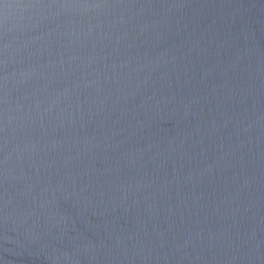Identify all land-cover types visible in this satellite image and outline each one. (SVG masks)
<instances>
[{"label": "water", "instance_id": "95a60500", "mask_svg": "<svg viewBox=\"0 0 264 264\" xmlns=\"http://www.w3.org/2000/svg\"><path fill=\"white\" fill-rule=\"evenodd\" d=\"M0 264H264V0H0Z\"/></svg>", "mask_w": 264, "mask_h": 264}]
</instances>
